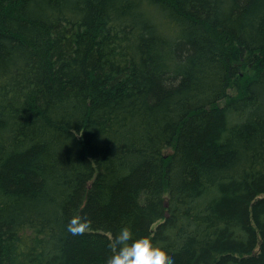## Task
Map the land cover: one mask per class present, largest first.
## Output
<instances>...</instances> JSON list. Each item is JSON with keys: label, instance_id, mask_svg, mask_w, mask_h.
I'll list each match as a JSON object with an SVG mask.
<instances>
[{"label": "trees", "instance_id": "1", "mask_svg": "<svg viewBox=\"0 0 264 264\" xmlns=\"http://www.w3.org/2000/svg\"><path fill=\"white\" fill-rule=\"evenodd\" d=\"M124 227L264 264V0H0V264H108Z\"/></svg>", "mask_w": 264, "mask_h": 264}, {"label": "clouds", "instance_id": "2", "mask_svg": "<svg viewBox=\"0 0 264 264\" xmlns=\"http://www.w3.org/2000/svg\"><path fill=\"white\" fill-rule=\"evenodd\" d=\"M89 222L79 216L74 217L68 225L72 235H82L89 227ZM116 253L110 257L108 264H175L173 258L167 261L150 251L147 239H133L131 229L124 227L115 237Z\"/></svg>", "mask_w": 264, "mask_h": 264}]
</instances>
